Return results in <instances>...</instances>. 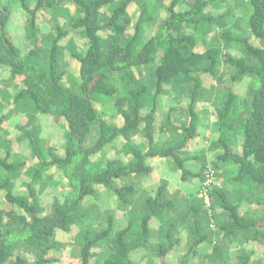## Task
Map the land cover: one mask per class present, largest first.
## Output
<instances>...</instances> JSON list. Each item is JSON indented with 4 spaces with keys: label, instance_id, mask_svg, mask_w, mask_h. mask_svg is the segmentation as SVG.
Here are the masks:
<instances>
[{
    "label": "trees",
    "instance_id": "obj_1",
    "mask_svg": "<svg viewBox=\"0 0 264 264\" xmlns=\"http://www.w3.org/2000/svg\"><path fill=\"white\" fill-rule=\"evenodd\" d=\"M232 1L0 0V67L21 84L9 103L35 126H17L32 161L25 143L1 144L0 264H59L67 248L68 264H140L139 253L165 264L176 250L177 264H256L264 245V0ZM12 8L27 15L22 48L8 28ZM244 81L243 94L236 86ZM206 102L214 133L194 151ZM39 116L65 129L62 148L44 147ZM158 161L199 184L187 193L162 180L140 191ZM23 169L28 192L14 193ZM50 171L62 176V191L46 206L39 190ZM102 195L116 208L100 210Z\"/></svg>",
    "mask_w": 264,
    "mask_h": 264
},
{
    "label": "rangeland",
    "instance_id": "obj_2",
    "mask_svg": "<svg viewBox=\"0 0 264 264\" xmlns=\"http://www.w3.org/2000/svg\"><path fill=\"white\" fill-rule=\"evenodd\" d=\"M238 1V5L240 4L241 0H237ZM166 2H168V0H166ZM235 0L232 1V3H234ZM14 3H16V1H14ZM236 4V3H235ZM234 5V4H233ZM235 6V5H234ZM244 6H237L235 8V15L239 16L238 19L242 18L240 17V15L242 14V10H243ZM135 12V11H134ZM136 15L138 14V11L135 13ZM165 16V12L162 11L161 12V17ZM27 19V15L21 11V9L18 10V8H12L11 9V23L9 24V29L11 30L12 33V37L14 38V40H16V44L19 47H24L25 45V30H24V24L26 22ZM51 26H49V23H44V25L42 26L43 29H45L44 31H48L49 29L53 31V29L50 28ZM74 43L79 47L81 45V41L76 38L73 39ZM70 51L68 49H65V56L68 60H70V62H72V58L70 57ZM72 65H75L72 63ZM72 71V75L73 76H77L78 75V70L76 68L72 67L71 68ZM10 83V84H9ZM205 85L207 87H211L212 85H214V81L211 78H206L204 81ZM21 85L18 81H14L11 79L10 74L3 70L0 67V117L1 116H8V119L4 122L3 124V129H0V156L1 157H5L6 153H5V149L4 146H1V144L3 143V141H6L7 139H11L12 142V149L14 148L15 145L18 144V146H20L21 144L26 145L28 144V141H23L21 143H18L16 138L19 135V131L17 130V126L20 124V122H22V125L25 126L28 130L29 129H35L34 125H27L30 124L31 122L28 121V118L26 117L25 119H23L20 116V112L17 111L10 103H12V99L14 98L15 94H16V90L18 89V86ZM248 86V81H244L240 84H238L237 90L239 93H245L246 89ZM11 101V102H10ZM10 102V103H9ZM164 105H167V107L175 105L174 101L167 99L164 103ZM186 103H182L179 106V110H184L186 108ZM104 110L108 111V107L104 108ZM198 111L200 114V139H199V145L196 146L197 144L194 145V147H191V149H193L194 151H198L201 149H205L208 145L209 142L211 141V137L213 135V124L215 121V114H214V109L213 106L206 102V103H200L199 107H198ZM40 125V127L38 128V137L43 140V145L44 147H60L62 148L63 144L65 143V138H64V132L65 129L63 127H60L57 125V123L54 121V119L49 118V117H42L39 116L38 117V121H37ZM32 124V123H31ZM207 140V141H206ZM196 147V148H195ZM29 148V147H27ZM196 149V150H195ZM33 151L29 148L27 149V151L25 152V156L30 155L31 157V161L32 159H34V156L32 155ZM108 155L110 157H113L114 154L110 151H108ZM37 161V159H36ZM30 163H34V162H30ZM33 165V164H32ZM153 172L147 176L144 177L140 183V185L138 186V188L140 189H146L149 190V192H152V190L158 186L162 180H168V187L170 188L171 191L173 190H177V189H181L184 190V192H193L195 190V187L197 184H199L198 180H195V182H186L183 183L179 180V175H177L178 171L172 170V165L170 166L169 163H166L165 161H158L157 163H153ZM31 169V165L28 166V168L26 170H30ZM25 170V171H26ZM24 169L22 170V174L20 175V177L18 179H16V184L15 187L13 189L14 193H18V194H25L28 192V187L26 186H22V181L23 182H30V179L25 176V174L23 173ZM50 176L45 180V189H43L42 191L39 190L41 192V198L43 199V203L46 206H50L53 202V199L57 196L60 195V192L62 191L60 189V185H56L57 182H60L62 180V176L60 174H58V172H54V171H50ZM211 181H207L206 184H209ZM36 189L39 188V184H36ZM207 186L204 188L205 193L207 194ZM102 198L104 199L102 204L100 205V210H105V208L107 209H112V208H116V198L115 197H111L110 195H102ZM87 203H91L92 201H90L89 199L86 201ZM244 208L248 209L249 204L244 203ZM123 214L122 211H119ZM125 220L126 218H121L119 217V220ZM157 222L154 221L152 223L153 228L156 227L157 228ZM76 231V230H75ZM60 240L64 241H68L70 240L69 238H61L59 237ZM154 241V238H153ZM258 250V257L256 259V264H264V245H261V248L259 249L258 246L256 247ZM234 253V251H232ZM146 253V252H144ZM66 254H69V248L66 249ZM64 255V259L59 263V264H68L69 258L68 255ZM177 255H178V250H176L173 254L171 255H167L166 257H163L165 260V264H177ZM235 255V254H234ZM135 259L140 263V264H149L147 259H143L142 260V254L139 253L136 255ZM154 259V264H163L162 263V259L157 258V257H153ZM195 263V262H192Z\"/></svg>",
    "mask_w": 264,
    "mask_h": 264
}]
</instances>
